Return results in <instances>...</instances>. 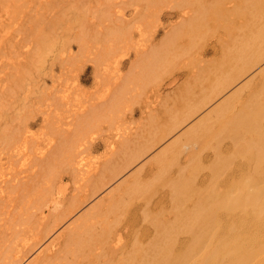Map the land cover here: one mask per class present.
Wrapping results in <instances>:
<instances>
[{
  "label": "bare ground",
  "instance_id": "bare-ground-1",
  "mask_svg": "<svg viewBox=\"0 0 264 264\" xmlns=\"http://www.w3.org/2000/svg\"><path fill=\"white\" fill-rule=\"evenodd\" d=\"M4 1L8 8L12 7L11 11L13 3H19L17 0H10L13 3ZM106 3L105 11L100 14L110 16L108 19L112 20L113 13ZM158 5L177 9L173 14L179 21L170 25L158 42L151 44L147 32L151 29L150 23L158 21V16L153 18ZM20 6L13 10L15 15L16 11L22 12ZM0 9L4 14V10L7 11ZM143 10L142 14L137 13L132 25L129 22H123L121 26L114 23L119 27L105 31L101 37L95 33L99 49V46H95L96 49L93 45L87 46L94 48L90 49L94 54V75L97 80L101 78L104 84H109V88L103 84L108 90L104 95L102 93L103 96L99 93V100H93L96 106L89 97L91 106L78 104L83 108L79 106L72 114L67 113L68 117L72 115L69 121L64 122L66 118L64 123L59 121L65 129L61 128L62 135L59 131L56 134L59 141L55 142L56 138L51 136L55 139L44 156L45 160L47 155L49 159L56 157V163L70 172L66 174L73 180L75 192L66 197L67 186H61L58 177L52 182L41 183L32 196L23 197L18 208L6 203L17 210L7 215L3 229H0V264H264V0H144ZM11 14L13 17L14 12ZM80 14L75 16L81 18ZM38 15L42 17L40 13ZM79 19L75 20L78 24L75 26L82 29L83 22H77ZM54 23L51 22V28L57 27ZM70 23L71 20L67 24ZM32 25L34 27L36 23ZM36 26L38 30L41 24ZM218 27L222 31L221 38L218 40L217 35L214 40L218 46L207 51L203 42ZM134 29L139 36L129 45L133 48L134 59L121 75L118 57L124 51L122 45L131 42ZM80 32L72 38L78 33L80 36ZM65 33L69 35L65 31L62 37ZM91 33L83 34L81 38L91 40ZM40 34L46 35L45 31ZM67 35V38L71 36ZM44 37L41 35L34 42L41 52L48 43ZM50 37L48 35V39ZM53 38L57 39L56 36ZM81 38V43L88 39L81 41ZM89 40L91 45L94 37ZM86 44L79 49L88 53ZM58 47L61 48L59 44ZM208 52L214 56L205 60ZM37 58L39 64L38 55ZM177 67L184 68L183 76L187 77L174 92L173 107L159 114L161 110L156 111L160 109L157 104L158 108L153 109L154 105L148 109L150 103L142 104L148 109L144 115L146 113L149 123L146 121L147 125L142 126V122L132 135L128 126L131 122L127 120L130 121L134 109L129 110V105L148 93L159 98L162 82ZM18 75L15 74L20 78ZM8 80L11 83V79ZM12 82L19 83L14 79ZM12 85L16 86L11 84V88ZM97 86L98 91H104ZM20 88L22 91L24 87ZM52 99L54 101L55 97ZM50 116L46 115L44 125ZM103 124L113 133L100 138V146L94 144V140ZM22 126L16 136L9 134L12 138L4 144L9 146V151L16 149L17 155L26 148L28 141L27 125ZM17 127L15 130H19ZM58 127L55 125L52 129ZM101 147L105 148L102 156L92 157V152ZM13 149L10 155L7 153L11 159V154L16 152ZM53 172H46V175L53 177L56 173ZM7 187L10 190L11 185ZM46 239L48 244L46 242V246L38 251Z\"/></svg>",
  "mask_w": 264,
  "mask_h": 264
},
{
  "label": "rangeland",
  "instance_id": "rangeland-1",
  "mask_svg": "<svg viewBox=\"0 0 264 264\" xmlns=\"http://www.w3.org/2000/svg\"><path fill=\"white\" fill-rule=\"evenodd\" d=\"M17 1H19V3L15 1L16 3H18L16 5L15 2L13 3L12 1L8 0V2H12L14 4V7H15V8L13 7V9L11 11L10 8H12V7L8 8V6H7L8 4L6 3V5H5V1L3 2L4 3V6H3L2 2L0 0V3H1L0 8L7 9V11L4 10L6 15L0 9V14H1L0 15L1 16L0 17L1 18L0 19V52L2 51L0 54H2V55L4 54L3 56L2 55L0 56V140H1L0 141V179H2V181H3V178H4L3 182L4 183L6 182V184H3V182L0 181V183H1L0 187H3L2 188L3 192L1 194L2 195L1 200L3 202H2V205H0V229H3L2 225H4L6 218L11 213L16 211L18 206H21L22 202L24 201V198H26L25 196H27V197H28V195H29V197L32 196L35 193L36 189H38L40 186H42L43 184H45L48 181L52 182L53 180H55V179L57 180V178L60 177L62 182H60L59 184L63 187L67 186L65 193H64V194H66V197L70 196V194L75 192L72 190V188H74V186H75V185H73L74 182H73V180H70L71 179L70 177H68L69 176L68 174H70V172H68L66 169H62V164H60V163H58V164H59V166L61 165V167H58V164L56 163L57 158L56 157H50L51 159H49V157H48L49 155H47L46 160H45L44 156H45V153L48 149L47 147L53 141L54 137L57 139L56 134L58 133V131L60 133L62 131V129H65L64 128L65 125L63 124L64 125L63 126L62 124H60V122L64 123L68 120V118L69 119L71 118L72 115H69L70 117H68L67 113L72 114L73 111H75V109H77L79 106H81V105L78 106V104H82V106L86 104L83 107L91 106L92 101L93 100L94 101L99 100L102 93L104 95L105 91L108 90V88H109V86H108L109 84L108 85H107V83L104 84V82L98 76L97 77L100 80L99 79L97 80L96 76L94 75V73L96 72V69L94 68L95 65H93V62H92V55L94 56V54H91L92 53L91 50H93L94 48L96 49L95 46H97V47L99 46L98 49L100 48V45H97L98 43L96 44V42H95L96 38L101 37V35H104L105 31L112 30V28L114 29L116 27H119L118 25H120L123 22H129L131 25L134 24V23H132V21H134V18L137 16V13L139 12L140 14H142L144 12V10L142 11V6L144 7V0H107V1H109L108 3H106L107 2L106 0H55L54 3H53L54 0H52L50 3H49L50 0L49 1H47V0H31V2H29V0H27V2H25L24 0L23 1L17 0ZM46 1H47V3H46ZM21 3L23 4V6ZM104 3L108 4V6L110 7V9L113 13L112 14L113 15L112 20H109L111 18L110 16H108V17H110L108 19V17L106 15L100 14V11L101 12L105 11V8L107 7V5H105ZM13 4H10V5L13 6ZM6 6H7V8H5ZM17 6L18 7L20 6L22 8V12H23L22 13L21 10H19V12L16 11L18 16L15 15V11H13L14 9H16ZM1 11L3 14L1 13ZM177 11H178L177 9H170L165 5H158V9L155 11L154 16H153V18H155V16H158V21H155L154 23H150L151 29H150V31L147 32L148 36L151 37L152 41H148L146 39L145 43H147V41L151 42V44L156 43V41L158 42L163 37L162 35L164 34L165 30L170 25L177 23L179 21L177 18L174 17V14H173V13H176ZM10 12L11 13L14 12L13 17L11 16L12 14ZM26 12H28V13L26 14ZM41 12L43 14H41ZM19 13L24 14L26 17L24 15H19ZM32 13H37V14L40 13V15H42V17H40L39 15L36 16L37 14L32 15ZM77 13L82 14L81 18H83V20L80 21L81 18L79 15L75 16ZM3 15L5 17H3ZM8 15H10V17ZM6 16H8L10 18L9 20H11V21H9ZM29 16H31L30 17L31 19L33 17L31 22L29 20L30 19ZM34 16L37 18L39 17V18L34 19ZM73 17H74V21H73ZM75 17H77V18L75 19ZM95 17H96V19H95ZM13 18H14V20H13ZM39 19H40V21L45 20V21H43L44 23L40 22ZM77 19H79L77 22H79V23L83 22L81 25L82 29H80V27H78L79 28V30H78V28L75 26V24H76L75 20H77ZM115 19H117V20H115ZM47 20L49 21L48 24L46 22ZM63 20H65L67 22H65ZM70 20H71V23H73V24L70 23L71 26L68 25ZM32 21L35 22L36 25H38V26H39V23L41 24V26H42V24H44L45 26L47 24L46 27L48 29L51 28V22H55L57 24V27L54 25L55 24L54 23L53 24L54 26H52L53 28L50 29L51 32H50V30H47V28L44 27V25L42 27L40 26L43 31L41 30L40 27L37 30V28H36L37 26ZM60 22H62V24H65L67 27L69 26L68 30L72 34L69 33V31L67 30L65 25L61 26ZM63 22H65V23H63ZM28 23L30 26H28ZM59 23H60V25H59ZM114 23L115 24L117 23L118 25L116 26ZM32 24L36 26V27L34 26L36 29L34 27H31ZM2 25H3V27H2ZM76 25H78V24H76ZM58 26H61V27L59 28ZM153 26H154V28H153ZM26 27H28V29H26ZM29 27H31V29H29ZM63 27H65V28L63 29ZM216 29L218 32L216 31ZM216 29H214V31H211L214 33L210 32L209 34L211 35V37L210 38L207 37L208 40H206V42H203V45L205 44L204 46H205V49L207 51H209L212 46H215V47L218 46V42H216L217 40L216 41H214V40L217 37V35H218V40L221 38V32L222 31L220 30L219 27ZM62 30H63V32L66 31L69 34V35H67L65 33L67 36H70V35L71 36L67 38L66 35H64V37H62L63 36ZM80 30H84L83 32L84 33L86 32V33L85 34L83 32L81 33ZM31 31H34V32H31ZM44 31L46 34L45 37H44V34H40V32L44 33ZM77 31L80 32V36H79V33L76 34L79 36V37L77 36L78 40H77V37L75 35H74V37H76V38H72V35L75 34ZM46 32H48V33L53 32L56 35L53 34L51 36L50 33L48 34ZM91 32L94 33V35L96 33V35H99V36L97 37L95 35L96 36L95 37V36H93V34ZM36 33H37V35L40 34L38 36V38L41 37V35H43V37L45 38L44 40H46V41L48 40L49 44L48 43L46 44V42H45V44L47 46L44 47V49L42 50L43 52L38 51V47L36 48V46H35L34 42L36 39H38V38H36V36H37ZM87 33L88 34L91 33L90 39L93 40V37H94V41L89 40V37H84V36H86ZM215 33H216V35H215ZM83 34H84V36L81 38V36ZM209 34H208V36H209ZM34 35H36V36H34ZM48 35H49V37L51 36L49 39H48ZM53 36L54 37L56 36L57 39L55 40V38H53ZM57 36H61L63 38L62 39L63 41L61 42V40H60L61 37L59 38ZM87 36H89V35H87ZM91 36H92V38H91ZM51 38L54 40H51ZM58 38L60 41H58ZM80 38H81V41L83 38H84V40H86L85 38H88L87 40L91 41L92 44L90 45V42H88L87 40L85 42L81 43ZM138 38H139V36L137 35V29L136 30L134 29V30H132L131 42L128 43V45H125V44L122 45V47H124V49H123L124 51L122 54H120V57H118L120 59L118 70H119V73L121 75L126 73L130 63L134 59L133 48L129 45H131V43ZM148 39L150 40V38H148ZM78 41L80 42L79 47H81V48H82V44H84V43L86 44V42H87L86 47L93 45L92 47H94V48L91 49V47L90 48L87 47V49L89 50L88 53L86 50L83 51L84 52L83 53L81 51L82 49H79V47H78V45H79ZM140 41H141V39H140ZM50 42H51V44L53 43L52 44L53 47H51L52 45L50 44ZM60 42L63 44L62 46H61ZM94 42H95V45H94ZM58 44L61 48L58 47ZM48 46H50V47H48ZM56 49H57V51H56ZM58 50H59V52H58ZM48 51L50 54L48 53ZM39 52H41V53H39ZM45 52H47V54ZM43 53L46 54L47 57ZM53 53H55V55H53ZM34 54H36V55H34ZM32 55H34V56L32 57ZM37 55L39 56V64L37 63L38 62ZM213 56L214 55H212L211 53L209 54V52H208L207 55L204 57V59L208 60V59L212 58ZM30 57H32V58H30ZM45 57H46V60H44ZM4 58H6V60ZM7 59L11 60V61L9 60L10 63L8 62ZM27 61H30V62L32 61L31 62L32 64H30V62H27ZM27 65L30 68H28ZM12 68H15L16 71L14 72V69H12ZM177 68H179V70ZM177 68L172 71V73H171L172 75L168 76L162 82V85H161L159 93H158L159 98H155L150 93H148V94L142 96L141 97L142 99L140 101L134 102V103L129 105V107H128L129 110L134 109V110H132V112L130 114V117L132 120L130 119V121H129V118L127 120L128 123L131 122L130 123L131 125L129 124L128 126L131 127L129 132L132 133V135H133V133H136L138 127H141L142 122H143L142 126L147 125L146 121L149 119L147 117H145L146 113L144 115V112H146V110L148 111V109H151V105H154V106H152V109H153V107H156L155 104H157V106L160 109H157L156 111L161 110V111H158L159 114H160V112L162 114V112H164L166 108H170L171 106L173 107L172 101L174 99V97H173L174 92L186 80V77H187V76H183V73L186 72L185 70H182L184 68H181V67H177ZM17 69L19 70V72L17 71ZM21 69H23V70H21ZM13 72H14V75H13ZM27 73H28V76H27ZM9 74L13 75V77H11V75H9ZM15 74H19L21 77L19 78V77L15 76ZM22 74H24V75H22ZM93 75L95 76L94 78H93ZM14 76H15V78H14ZM22 76H23V78L26 79L25 81L22 78ZM28 77H31V78H28ZM9 78L11 79L10 80L11 83H9V80H8ZM13 79L16 81L18 80L19 83L12 82ZM19 79H21V80H19ZM28 79L30 80V82L28 81ZM101 81L103 83H100ZM98 82H99V85L101 84L100 86H102V87H100L98 85ZM11 84H14V85L16 84V86L12 85V88H14V89L11 88V86H10ZM17 84H19L20 87H22V88L24 87L22 91H21V88ZM103 84L108 86V88L105 89L106 86H104ZM96 86L98 88H101V89L103 88L104 91L101 90L102 91L101 92L100 89L98 91ZM10 88L12 89V91ZM95 88H96V90H95ZM15 89H17V91ZM19 89H20V92H19ZM10 91H11V93L13 92V95L10 93ZM61 91H62V94H61ZM96 91H98V92L96 93ZM57 93H58V95H57ZM95 93H96V95H94ZM99 93H101V95ZM52 94H53L52 98L55 97V99L57 98L58 100L54 99V101H52L53 100L51 98ZM7 95H10V96H7ZM54 95H56V96H54ZM95 97H96V99H95ZM88 98L92 99V101L89 100ZM60 99H62V101H60ZM39 100H40V102H38ZM85 100L87 102H85ZM89 101L91 103H89ZM94 101H93V105L96 104V102H94ZM23 102H25V104ZM59 103H61V104H59ZM63 103L65 105H63ZM98 103L99 102L97 101V105H98ZM149 103H150V106L148 105V109H146L147 107L142 105V104L146 105ZM87 104H89V105H87ZM137 104L139 105V107H141V105H142V107H144V108L143 109H142V107L138 108ZM54 105H57V106H54ZM59 106L61 107V109L57 108ZM70 106H72V107H70ZM158 107H156V108H158ZM62 108L64 110V113L67 116L62 112ZM57 109L59 110L60 114H59ZM69 109H71V110H69ZM66 110H68V111H66ZM55 112H58V113L56 114ZM46 115L47 116H50V115L54 116L55 115L56 116L55 118H57V121H54L55 118L54 117L52 118V116H50L53 120L51 121V118L47 117L46 124L44 125L45 122L43 120L46 118ZM62 117H63V120H62ZM48 118H49V120H48ZM64 118H66L65 121H64ZM49 121H51L50 124L53 123V125L51 124V126L55 127V125H56V127L59 126L60 129L57 130L59 127L56 128L57 132H55L56 131L55 128L52 129L53 127L50 126V124L48 123ZM55 122H58V123H55ZM22 123H24V124H22ZM47 123H48V126H47ZM22 125H24V126L27 125L26 127L28 128V131H29L28 132L29 134H27L28 135L27 143L30 142L28 144L29 147L27 146V143H26L25 144L26 148H24V149L22 148L23 151L21 149L20 153H21V151H22V153L19 155H17L16 149L12 148L16 152L14 151L15 152L14 155L11 154L13 156V157L11 156L12 157V159H11L8 156V154L10 155V153H12L13 151H11L12 149H10V151H9V146H5V145H7V141L10 139L9 137H11V136L8 137V135L10 134L12 136L13 135L16 136L18 134L17 131L20 132L22 130V128H23ZM60 125L63 127H61ZM17 126L19 127V130L18 129L15 130V128ZM44 126L47 128L49 127L50 129L49 128L46 129V128H44ZM104 126H107V125L103 124L102 128L97 132V137H96L97 139L94 140V144L100 145L101 144V141H99L100 138L105 137L109 133H113L111 130L109 132L108 128H110V127L107 126L108 128H105ZM103 129H104V131H103L104 133L101 132ZM11 131H13L15 134L14 133L12 134ZM52 131H54V132H52ZM9 132H11V133H9ZM16 132H17V134H16ZM50 132H52L56 136L53 134H50ZM61 133H60V135H62ZM5 134H7L6 135L7 137L4 136ZM30 134H31V136H29ZM2 136H4L5 140H4V138H2ZM51 136H54V137L52 138ZM29 139L33 140V141H30ZM56 139L54 140L55 142L59 141V139H57V140ZM49 140H51V141H49ZM3 141H5V143ZM60 141H62V140H60ZM5 147L8 149H6ZM5 149L8 150V152ZM102 149L105 150L104 147L103 148L101 147L98 149L99 151H94L95 154H93L94 152H92V157L94 155H98V157H101L102 154L104 153V151ZM7 156H8V159H7ZM14 157H16L17 159ZM94 157H96V156H94ZM9 158L12 161H10ZM52 158L55 161V165H54V161L52 162ZM59 159L60 158H58V161H59ZM13 160L14 161L16 160V161L14 162ZM44 160L47 164L45 162H43ZM50 162L53 164H51ZM13 163L14 164L16 163V165L12 166ZM142 163H143V161L140 164H142ZM140 164H138V166ZM44 166L47 168H44ZM138 166H136V167H138ZM50 168H53V169H51V171H50ZM56 168H58L59 171H57ZM47 169L49 172L47 171ZM54 169L56 170L55 171L56 173L53 172ZM44 171H46L47 174L48 173L52 174V172H53V173H55L54 174L55 176L52 177V175L50 176V174L46 175V172L44 174ZM6 172H9L10 176L12 177L11 179H10V176H8L9 174ZM59 172H60V174H59ZM63 173H64V176H63ZM66 173H68V174H66ZM6 174H8L7 178H6ZM2 175H3V178H2ZM65 175H66V177H65ZM6 179H7V181H6ZM8 181H11V182L9 183ZM41 183H42V185H41ZM8 185H11L10 190H9V187H7ZM4 188H6V189H4ZM11 190H13V191H11ZM6 203H8L9 205L13 204L17 208H15L14 206L11 208L9 205H5ZM14 209H16V210H14ZM61 229L58 231L60 232ZM58 231H57V233H59ZM55 235H56V233H55ZM47 240L48 239L44 240L43 243L40 244L41 247L40 246L38 247L39 248L38 251L41 250L42 247L46 246L45 244H46ZM49 240H52V238L50 237ZM49 240H48V242H49ZM48 242H47V244H48ZM36 253H37V251L32 254V257Z\"/></svg>",
  "mask_w": 264,
  "mask_h": 264
}]
</instances>
